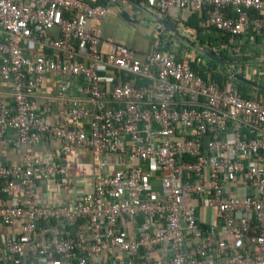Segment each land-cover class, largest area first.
<instances>
[{
    "label": "built area",
    "instance_id": "obj_1",
    "mask_svg": "<svg viewBox=\"0 0 264 264\" xmlns=\"http://www.w3.org/2000/svg\"><path fill=\"white\" fill-rule=\"evenodd\" d=\"M144 4L175 21L208 9L207 25L232 38L264 35V0ZM108 12L89 0H0V80L12 98L0 102V139L11 131L5 143L21 152L19 164L0 159V197L14 203L0 209V226L20 225L0 264H264V104L205 82L183 53L103 51L87 23ZM51 73L62 78L53 125L36 100ZM77 79L83 99L69 96ZM53 143L63 157L92 152V191L37 206L40 187L73 188L65 159L28 152Z\"/></svg>",
    "mask_w": 264,
    "mask_h": 264
},
{
    "label": "crops",
    "instance_id": "obj_2",
    "mask_svg": "<svg viewBox=\"0 0 264 264\" xmlns=\"http://www.w3.org/2000/svg\"><path fill=\"white\" fill-rule=\"evenodd\" d=\"M89 1L93 4L105 6L109 9V12L104 19L89 20L87 23V29L93 30L101 39L103 51L108 50V43H113L133 50L136 57L139 59L153 53L155 49L159 47H162L163 51L170 52H178V50L181 49L183 54L187 56L188 61H193L196 55H201L189 48L185 43L179 41L172 34L164 32L158 33V26L154 23L152 18V15L158 16V14L155 11L147 9L144 4L145 0L144 3H138L137 0ZM121 11H124L133 21H136V23H128L124 21L121 16ZM191 15L192 13L183 12L178 21H166L171 24L178 25L181 34L185 35V37L187 36V40L194 45L195 34L193 30L185 24ZM51 35L56 37L58 33L53 31L51 32ZM252 36H254V34L249 32L244 39L239 41L243 49L242 54L239 55L240 57H246L248 59L247 62H231L233 64H237L235 66H218L221 69H226L227 72L229 69H235V67L239 68L236 70L234 76L237 74L241 75V68L246 67L244 75L241 76L258 83L259 85H263L260 84V82L264 81V39L260 43H256L257 40ZM194 46L199 49H206L197 45ZM167 47H169V49L165 50ZM34 48L36 53L41 52L40 48L36 46ZM61 80L62 78H60L57 73L48 74L44 78L40 89L36 93V100L39 104V114L46 117L51 125L55 124L59 113L62 111L58 98ZM224 85L229 84L224 83ZM10 86V83L0 80V102L12 106ZM80 87L81 82L78 79L75 80L73 82L72 89L69 92V96L77 99H83L84 96L80 91ZM232 89L237 91L235 88ZM15 138L16 135L14 133L6 130L4 138L0 139V159L6 165H14L21 162V152L8 143H5V140ZM28 152L39 157V159L45 163L65 159V164L67 165L69 171V177L73 181V188L67 191L62 190L55 182L49 183L48 192L43 186L40 187L35 198V205L42 207H57L63 204H68L71 200L80 199L92 191L94 162L92 152L88 148L79 146L73 147L71 152L64 157L60 153L59 143H53L51 145H38L28 149ZM154 185L158 188V182L155 181ZM12 205H14L12 201L0 197V209L10 207ZM197 215L201 226L206 227L207 217L202 214L200 210H198ZM19 231V224L12 228L0 226V249L4 248L6 242ZM230 243L240 253H245V251L252 248V245L248 240L243 242L230 240Z\"/></svg>",
    "mask_w": 264,
    "mask_h": 264
},
{
    "label": "trees",
    "instance_id": "obj_3",
    "mask_svg": "<svg viewBox=\"0 0 264 264\" xmlns=\"http://www.w3.org/2000/svg\"><path fill=\"white\" fill-rule=\"evenodd\" d=\"M137 2L144 3V0H137ZM164 18L165 20L172 22L167 16ZM208 18L209 10L203 9L202 11L193 12L188 21H186V26L193 30L195 34L194 45L209 49L221 59L228 62H247L248 59L246 57H240L239 55L242 54L243 51L242 46L239 43L242 38H232L225 32L209 27L207 25ZM252 37L257 40L256 43H260L264 39V35L262 34H254ZM168 49L169 47L165 48V50ZM155 51L162 52L163 48H156ZM178 52V59H184V57L180 56L183 53L182 50L179 49ZM190 65L192 70L199 74L205 82H214L220 87H223L224 83L229 84L232 88L237 89L241 97L264 104V91L254 89L235 80L234 74L239 68L235 67V69H229L227 72L226 69H221L216 63L206 59L202 55H196L195 59L190 61ZM245 69L246 67L241 68V75H244ZM260 84L264 85V81L260 82Z\"/></svg>",
    "mask_w": 264,
    "mask_h": 264
},
{
    "label": "water",
    "instance_id": "obj_4",
    "mask_svg": "<svg viewBox=\"0 0 264 264\" xmlns=\"http://www.w3.org/2000/svg\"><path fill=\"white\" fill-rule=\"evenodd\" d=\"M121 16H122L123 20L128 22V23H136V21H133L124 11H121ZM152 18L154 20V23L158 26V33L164 32V33L172 34L179 41L188 45V47L191 48L192 50H194L196 53L203 55L207 59H209V60L213 61L214 63H216L217 65H219L220 67L237 65V64H233L231 62H228V61L221 59L213 51H210L208 49H199V48L195 47L194 45H192L187 40V38H186L187 36L185 37V35L181 34L178 25L171 24V23L167 22L166 20H164L163 17H161L159 15L158 16L152 15ZM234 77L240 83H243V84L250 86L254 89L264 91V85H259L258 83L251 81V80H248L239 74L235 75Z\"/></svg>",
    "mask_w": 264,
    "mask_h": 264
}]
</instances>
